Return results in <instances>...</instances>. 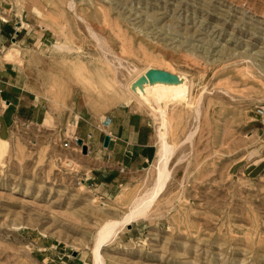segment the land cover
I'll return each instance as SVG.
<instances>
[{"label": "rangeland", "instance_id": "1", "mask_svg": "<svg viewBox=\"0 0 264 264\" xmlns=\"http://www.w3.org/2000/svg\"><path fill=\"white\" fill-rule=\"evenodd\" d=\"M0 21L23 30L0 55L18 49L4 62L53 117L0 137V264H90L102 223L153 184L158 120L142 103L89 100L73 63L109 66L124 83L133 65L182 73L194 101L168 102L166 187L103 246L106 262L264 264V0H0ZM124 111L138 126L125 159L108 158L98 132L92 152L63 145L81 133L80 115Z\"/></svg>", "mask_w": 264, "mask_h": 264}, {"label": "bare ground", "instance_id": "2", "mask_svg": "<svg viewBox=\"0 0 264 264\" xmlns=\"http://www.w3.org/2000/svg\"><path fill=\"white\" fill-rule=\"evenodd\" d=\"M34 8L41 14L42 11L40 9ZM59 44L56 43V45ZM18 54H20L18 49L5 51L0 55V62L2 63L10 59L14 60ZM128 68L133 75L131 79L124 83L112 73V68L109 66L107 68L96 67L94 69H84L83 63L72 64L73 73L79 75L80 82L84 83L85 93L89 100L94 99L102 103L107 97L113 95L117 101L127 102L129 104L134 102L142 103L150 108L151 115L155 120H158L156 127L158 146L156 158L153 163V173L151 174L153 184L150 188L135 193L131 197L127 210L119 219H107L102 223L95 234L91 246L92 259L90 264H108L102 253L103 246L117 235L123 225L145 216L166 187L170 175L168 163L175 146L169 139L170 119L172 117L169 116L168 102L171 99H183L186 100V104L189 106L194 104V101L191 99L190 84L184 74L173 72L170 73L172 74L171 76L158 75L151 77L150 74H154L152 71L159 70L158 68L147 67L143 70H138L137 65ZM142 77L146 79L139 81ZM47 93L52 107V104L58 103V90L56 91V95H49V91ZM196 102L195 105L197 104L198 106V101ZM52 118V114L48 110L42 124L49 125L52 122Z\"/></svg>", "mask_w": 264, "mask_h": 264}, {"label": "crops", "instance_id": "3", "mask_svg": "<svg viewBox=\"0 0 264 264\" xmlns=\"http://www.w3.org/2000/svg\"><path fill=\"white\" fill-rule=\"evenodd\" d=\"M17 24L19 23L5 24L0 21V26H13L5 29L0 27V44L6 41L11 34L22 35L23 30L18 28L17 26L19 25ZM27 84L28 81L24 74L13 62L6 61L0 67V92L2 101L5 103L0 112V137L2 138L11 136L13 127L18 120L22 122L31 121L33 123L43 122L44 120L46 113L42 110L43 106L40 98L26 87ZM122 113L127 117L124 121H122ZM122 113L119 112L104 118H101L99 114L95 115L96 117L93 116L94 118L89 116L88 119L87 117L79 116V118L86 119L87 122L84 127L80 128L81 133L77 135L86 138L89 133L92 134V137L87 139L90 145V152L93 151L92 146L96 141L95 133L98 132L102 134L101 143L104 151H108V158L115 157V155L122 159L126 158V151H130L129 148H132L131 144L137 142L131 138L132 133L138 135V126L133 118L137 113L132 111H124ZM106 134L110 135L108 146L104 145ZM120 147L123 148L122 152L116 151Z\"/></svg>", "mask_w": 264, "mask_h": 264}, {"label": "built area", "instance_id": "4", "mask_svg": "<svg viewBox=\"0 0 264 264\" xmlns=\"http://www.w3.org/2000/svg\"><path fill=\"white\" fill-rule=\"evenodd\" d=\"M257 113L260 116V121H261L262 125L264 126V106H262V105L258 106L257 107ZM90 137H92V134L91 133H89L86 138H83V137L78 136V135H73L71 137L65 138L64 141H63V145L65 147L69 148L74 143L82 151L83 145L78 143V139L79 138H82L83 144H86L88 146V149H89L90 148V145L88 144L87 139H89Z\"/></svg>", "mask_w": 264, "mask_h": 264}, {"label": "water", "instance_id": "5", "mask_svg": "<svg viewBox=\"0 0 264 264\" xmlns=\"http://www.w3.org/2000/svg\"><path fill=\"white\" fill-rule=\"evenodd\" d=\"M153 72H154V74H152V75L150 74L151 77H156L158 75L159 76H171L172 75V74H170V72L164 71V70H160V69L159 70H153L152 73ZM164 72H166V73H164ZM144 79H146V78L145 77H142V78H140L139 81H142ZM109 141H110V135L109 134H106L105 135V138H104V145L105 146H108ZM78 143L83 145V152L87 153L88 152V146L86 144H83L82 138H79L78 139Z\"/></svg>", "mask_w": 264, "mask_h": 264}]
</instances>
